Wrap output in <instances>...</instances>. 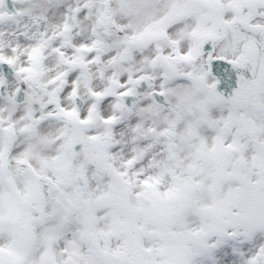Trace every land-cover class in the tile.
Returning a JSON list of instances; mask_svg holds the SVG:
<instances>
[{
    "label": "snow or ice",
    "instance_id": "snow-or-ice-1",
    "mask_svg": "<svg viewBox=\"0 0 264 264\" xmlns=\"http://www.w3.org/2000/svg\"><path fill=\"white\" fill-rule=\"evenodd\" d=\"M0 264H264V0H0Z\"/></svg>",
    "mask_w": 264,
    "mask_h": 264
}]
</instances>
